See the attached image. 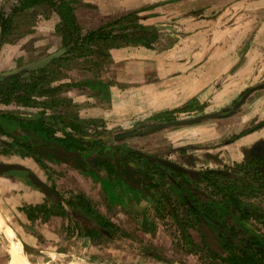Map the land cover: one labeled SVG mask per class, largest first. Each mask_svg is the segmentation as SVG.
Segmentation results:
<instances>
[{"label": "rangeland", "instance_id": "374dc122", "mask_svg": "<svg viewBox=\"0 0 264 264\" xmlns=\"http://www.w3.org/2000/svg\"><path fill=\"white\" fill-rule=\"evenodd\" d=\"M15 1L17 2V0H0V9L5 10V8L11 7ZM221 2L219 1L216 5L219 7ZM190 3L189 0L149 3L147 5L155 6L140 12V22L146 25L164 26L172 31L177 40L180 37L190 38L188 41L192 43V46L185 54L196 58L197 66L202 65L203 67L207 64L202 68L201 73L208 75L209 73L206 71H210L213 65L211 61H206V58L208 54L212 55L219 50V43H223L220 31L222 25L218 18L221 9L217 8V13L214 12L213 15H210L206 14L205 7L194 9L191 8ZM162 4L164 7H159ZM120 6L123 5L119 4L117 0H102V2L80 0L76 4V14L83 29L88 30L127 11L137 9L126 10ZM211 17L216 18L215 22H211ZM149 19H154V22L149 24L150 22L147 21ZM58 22L59 15L49 9H28L19 13L15 23L17 28L7 36L6 40H3V34L0 39V73L35 62L62 49L61 36L56 32ZM233 29L235 32L247 33L245 40L236 50V53L243 57L247 48L253 44L257 25L246 22L238 24ZM235 32H229V36H236ZM193 35L197 36L191 37ZM166 45L167 43H164V46ZM139 46L130 44L114 47L109 50L111 58L106 54H91L87 57L66 60L62 64H57L58 66H53L56 72L51 78L54 87L61 86L59 91H56L54 95L38 98L41 104L37 107L1 104L0 110L13 113L20 118L41 117L42 114H45L44 117L47 120L49 116L60 118L59 116L66 115L78 116L80 119L75 118L76 121L98 119V123L89 125L87 133L90 135L85 139L103 138L106 144L118 143L128 148L156 155L153 157L161 158L162 156L174 164L192 167H201L202 165L217 167L219 164L213 160L210 153H219L220 160L223 159L227 162H232L238 156L241 159L242 145H250L255 141L254 139L264 138V128H262L255 135L247 136L231 146H222L223 142L233 134L264 119V104H260L264 98V89L257 87L261 83L264 84V41L259 44V47H256V43L253 47L259 53L258 68L245 73L243 77L248 80L242 82L244 86L235 87L237 81L232 78L227 79L228 77L225 76L217 80L206 79V86L198 89L195 93L189 94V96L182 93L181 103L178 106L165 108L153 112L151 115L144 114L145 112H135V110L139 108L137 106L139 103L142 104V106L139 104L140 107L145 108L144 100L139 94V87L141 82L146 79L154 80L157 75L156 70L152 71L149 77L140 75L141 78H139L138 74L140 73L136 71V73L123 74V79H119L118 76L124 71L126 61L122 60V64L116 66L114 63L119 62L115 61L112 54V50L118 48L131 47L127 49L143 50ZM213 46L214 49L209 53L208 49ZM171 47L159 49V52L165 54L164 60L161 62L165 66H169L168 62L178 57V54H174L170 49ZM132 59L135 65H138L136 70L142 61L146 62L145 59L141 60V57L134 56ZM183 60L184 58H178L181 65L184 63ZM202 74L198 77H201ZM229 75L231 72L227 76ZM133 79L135 82L132 81ZM68 83H78L80 86L67 87ZM253 87L257 88L249 94L246 101L248 105L232 113L239 96ZM133 92H137L139 97L134 99ZM45 101H53V105L46 106ZM186 104H192V106L187 110L174 113V118L168 121L189 120L212 113H216L218 116L146 132L151 125L157 123L150 118L153 114L183 107ZM126 105L130 106L129 111L121 113L116 110ZM58 120H61V123L66 126L63 118ZM66 128L72 130L70 127L66 126ZM131 130H134L136 134L118 141L115 139L116 134ZM2 139L6 141L5 144L13 140L10 135H4ZM7 146L0 143V155L4 156L6 161H20L27 165L30 162L28 171H11L12 175H24L19 177L25 180V178L28 179L29 172H32L42 182H46L49 187H51L50 181H53L63 194L75 191L85 192L95 200L98 209L96 210L100 215L125 231V234H122L116 230L117 233L112 237L93 241L91 238L78 234L76 228L75 230H62L67 222L73 226L76 222L78 223L75 216H71L74 218L72 221L59 217L47 218L45 215L38 219L33 217L30 219L19 208L24 205L43 204L44 193L40 188H36V192L32 190L29 194L23 189L16 190L17 192L11 194L10 185L0 183L1 208H5V211L14 215V223L17 224L16 220L20 219V222L27 224L25 232L18 233L16 231V233L30 261L37 264H229L222 258L224 256L218 249L208 246L199 226L188 219L187 212L190 213L189 210L180 205V201L177 203L176 195L171 191L166 178V190L171 195L172 203H177L174 206L181 213L180 217L184 219L183 221H179L173 216V210H171L173 205L166 208L167 200L163 199L161 195L152 193L147 199L143 196L142 190L138 191L137 188H132L123 181L120 182L117 178L108 175L104 169L101 171L103 179L98 178L94 182H92V178L82 177L66 169L63 170L65 167L62 168L59 164L49 166L51 174L46 176L43 169L37 168L30 159L20 157L15 153L13 147ZM180 146L184 148L183 153L178 151ZM190 146L198 150H193V147ZM180 154H185V157ZM191 155L194 156V161L187 159ZM135 161L143 163L139 157ZM68 168L71 170L70 167ZM4 175L10 176L9 173ZM251 187L252 189L239 190L238 196L255 210L264 213V191L258 190L255 185H251ZM209 193L212 194L213 199H220L221 195L215 190L210 189ZM28 199L31 201L29 204ZM33 213H38V210H33ZM239 223L247 232H252L264 239V218L249 216ZM15 243L17 244V241ZM24 243L28 248H25ZM14 244L0 232V264H9L13 259Z\"/></svg>", "mask_w": 264, "mask_h": 264}, {"label": "trees", "instance_id": "16d2710c", "mask_svg": "<svg viewBox=\"0 0 264 264\" xmlns=\"http://www.w3.org/2000/svg\"><path fill=\"white\" fill-rule=\"evenodd\" d=\"M79 2L80 0H17V2L13 3L10 13H7L2 8L0 9V27L2 28L3 40H6L7 36L12 34L17 28L15 23L16 16L19 13L36 8L49 9L57 13L59 15V22L56 24V32L61 36L62 48L67 49L65 53L54 59L44 68L36 70L24 69L14 74L0 73V105L15 104L25 107H37L41 104L38 98L54 95L61 88V86L54 87L52 85L53 80L51 76L56 72L53 66H58L66 60L87 57L91 54H106L111 58L110 49L130 44L159 51V49L169 48L177 40L172 31L164 26L146 25L140 22V12L148 10L155 5H146L127 11L93 29L84 30L76 14V4ZM164 43H167V45L164 46ZM260 85L262 87H259ZM260 85L257 87L264 89V84L261 83ZM66 86L79 87L80 84L68 83ZM245 93L247 92L245 91L244 94L242 93L239 96L234 106L241 101ZM246 101L238 110L248 105ZM52 103L53 101H45L44 104L52 106ZM190 106L192 104L161 111L153 114L150 118L162 123L172 120L174 113L187 110ZM44 116L46 115L42 114L38 121L39 123H37V133L42 141L46 143V123H48V120ZM59 117L63 118L66 126L72 130H69L68 139L56 137L53 140L51 139L50 144L59 158L65 159L70 163L72 162L83 172H88V170L94 172L93 168L87 163V159L95 154L98 160H100L99 168H103L108 175L117 178L120 182L123 181L128 186L141 191L144 181L147 180V176L141 178L140 172L143 164L135 161L137 157L140 158V161L146 157L147 159L144 162H147L148 165L156 163L164 166L166 172L168 171L167 168L172 169L174 167L170 163L152 159L153 156H156L154 154L128 148L118 143L106 144L103 138L85 139L86 136L90 135V133H87L89 125L98 123V119H81L76 121L75 118L78 119V116L66 115ZM263 125L264 119L254 126L251 125L233 134L227 142H232ZM33 127L34 123L31 118H20L8 111L0 110V133L14 137L11 143H7L8 146L10 145V147L14 148L16 144L30 146L28 135L32 133ZM18 128L26 132L28 134L27 137L18 136ZM77 134L84 137L83 141L75 138ZM56 146L62 148V150L56 149ZM263 149L264 147L261 150ZM17 150L22 155L30 154V151H25L21 147ZM261 150L256 151L245 161H240V156H238L232 162H225L223 159L222 161H217L219 164L217 167L207 166L205 170H188V175L192 178L196 176L203 179V182L211 185L216 193H220V199H211L205 195L204 197L196 196L195 193H192L194 195L193 202L195 203L192 204L193 202L189 201L190 197L187 196L188 192H182L180 195V204L191 213L187 212L188 219L199 226L208 246L212 249H218L224 256L222 258L229 264H264V239L252 232H247L239 223L249 216L258 218H264V216L256 213L252 206L244 203L238 196L239 190L252 189L251 185H255L258 190L264 191V152H260ZM45 153V150H38L39 157H45ZM216 155H219V153ZM210 156H212L211 153ZM136 167H138L137 171L135 170ZM93 175H97L100 180L103 179L98 173H94ZM162 175L163 177L167 176L166 174ZM145 177L146 179H144ZM148 179L150 180V177ZM221 179H227V181L221 182ZM149 182L153 183V186H156L154 179ZM253 182H256V184ZM90 202L91 200L87 198L85 193L76 195L69 200L70 206L75 207L73 212L76 215L73 216L78 221L74 226L71 224L70 226L74 228L78 227V234L91 238L93 241L112 237L117 233L116 230L125 234L123 229L115 226L109 219L100 215ZM32 209L34 211L35 209L38 210V213H33ZM176 209V206L171 207L173 216L178 218L179 221H183L184 219L180 217L182 216L181 213ZM19 210L25 212L30 219L32 217L38 219L42 215H45L47 218L57 215L69 221L74 220L70 216L69 210L61 204H53L52 206H48V203L35 206L30 204L21 206ZM91 221L94 223L92 224ZM182 226L184 228V225ZM24 246L28 248L25 243Z\"/></svg>", "mask_w": 264, "mask_h": 264}, {"label": "crops", "instance_id": "0c3cea01", "mask_svg": "<svg viewBox=\"0 0 264 264\" xmlns=\"http://www.w3.org/2000/svg\"><path fill=\"white\" fill-rule=\"evenodd\" d=\"M99 1L102 2V0ZM165 1L167 0H117L119 4L123 5L120 7L125 8L126 10L132 8H138L140 6L147 5L149 3L151 4V3L165 2ZM182 1L185 2L188 0H182ZM190 1H191L190 3L191 8L201 9L202 6L205 7L206 10L205 9L204 10L206 14L213 15L214 12L215 14L217 13L216 11L217 8L221 9L218 18L222 25L220 31H221V39L223 43H219L220 45L219 50L215 51L212 55L208 54L206 58V61L208 60L211 61L213 67L211 68L210 71H206L209 73L208 75L202 74L201 73L202 68L206 67L207 64H205L203 67L202 65L197 66L198 65L197 59L185 54L189 50V47L192 46V43L188 41L190 40V38L183 39V37H180L172 45L170 49L173 50L174 54L177 53L178 57H175L174 60H170L168 62L169 66H165L163 65V63H161L164 60L165 54L159 52L158 50H154L155 51L154 52L152 51V49H148L142 46L139 47L143 48V50L127 49L131 47L113 49L112 54L115 58V61L119 62V63H114L116 66L121 65L122 60L126 61L125 69L123 68L124 71L120 73L118 76L119 79H123V74L127 75L128 73H136V71L140 73L138 74L139 78H141V76L143 75H145V77L146 75L147 77H149L152 71L156 70L157 75L154 80L146 79L144 80V82H141V85L139 87L140 90L139 94L142 96L144 100L145 108L143 109L142 107H140L139 104L141 103H139L137 105L139 108L135 110V112L136 111L141 113L145 112L144 114L151 115V113L163 110L165 108L169 109L176 107L181 103L182 93L187 96H189V94L195 93L198 89H201L206 86L205 84L206 79L212 80L213 78L217 80L225 76L228 77L227 79L232 78L234 81H237L235 87L240 88L241 86H244L242 82H246L248 80L243 77L245 73L252 72L256 68H258L259 53L255 49H253V47H255V43H256V47H259V44H261L264 41V0H189V2ZM219 1L222 2L218 7L216 4ZM159 7H164V4L160 5ZM215 20H216L215 17H211L212 23L215 22ZM147 21L150 22L149 24H152L154 22V19H149ZM246 22L248 24H256L257 29H255L253 44L247 48L246 52L244 53V56L242 57L238 53H236V50L239 49V45L242 43V41L245 40L247 33L235 32L233 28L237 27L238 24H244ZM229 32H235L236 36H229ZM213 33L215 32L213 31ZM194 36L197 35H193L191 37ZM210 45H207V47H210ZM213 49L214 46L213 48L208 49L209 53ZM134 56L141 57V60L145 59L146 61V62L142 61L141 65L138 67L137 70L136 67L138 65H135V62H133L132 59ZM178 58H184L183 60L184 63L182 65L180 62H178ZM230 72L231 75L227 76ZM201 74L202 76L198 77ZM132 81L135 82L134 79ZM133 93H134V99L136 97H139V94L137 92H133ZM260 104H264V98L262 99ZM116 110H118V112L125 113L130 110V106L126 105ZM4 135H8V134L0 133V139H1L0 143H3V145H8L5 144L6 141L2 139ZM10 137H12L14 140L13 136L10 135ZM8 147H10V145ZM16 147L18 146L15 145V148L13 147L15 149L14 150L15 153H17L20 157L22 156L25 159H30L29 157H25L26 155H22L17 150L18 148ZM0 163H17L23 165L28 169H29L28 166H30L29 165L30 162H28L27 165L26 163L25 164L20 163V161H6L4 159V156L1 155H0ZM12 171H22V170H12ZM8 173L10 174V176L4 175ZM19 176L23 177L24 175L18 174V176H15V174L12 175L11 171L0 173V183L10 185L9 188L12 190L11 194L17 192L16 190H21V189H23L25 192H28L29 194L32 190L36 192V188H40V187H36L29 177H28L29 180H27L26 178L25 180H23L22 177ZM43 183L45 185H48L46 182ZM50 188L52 189V187ZM40 190L44 193V197L47 196L49 198H54V196L56 195L55 194L56 191L54 189H52L54 194H49L42 188H40ZM29 202H31L30 199H28V204ZM1 207L2 206H0V212L3 214L5 218L9 219L8 223L10 224V226L13 229H15V231H18V233H21V231L25 232L24 229L25 227H27V224L25 222H20V219L16 220L17 224L14 223L13 221L14 215L9 213V211L8 212L5 211L4 210L5 208H1ZM53 216L56 215H52V217Z\"/></svg>", "mask_w": 264, "mask_h": 264}, {"label": "flooded vegetation", "instance_id": "af4514ba", "mask_svg": "<svg viewBox=\"0 0 264 264\" xmlns=\"http://www.w3.org/2000/svg\"><path fill=\"white\" fill-rule=\"evenodd\" d=\"M47 118H48V123H46V128H47L46 129L47 130V132H46V143H44L42 141V139L40 138V136L37 133V123H39L38 121L40 120V116H38V117L34 116L33 118H31L33 123H34V127H33L34 129H33L32 133H30L29 135L26 134V132L22 131L21 128L17 129L18 136H24V137H27V135L29 136L28 138H29L30 146L16 144V146H18L19 149L21 147V148L25 149V151H30V154L26 155L25 157H29L37 168L43 169L46 176H49L51 174V171H50L51 168L49 166H53L54 164H59L62 166V168L65 167L63 170L66 169L69 171H73L74 173H77L79 175H82V177L92 178V182H94L95 179H98V176L93 175V174L98 173V175L100 176L103 168L102 169L99 168V161L100 160H98V158L95 154L87 159V163L93 168L94 172H90V170H88V172H83L81 169H79L74 164H72V162L70 163L65 159L59 158V156L56 154V152H54L53 147L50 144V141H52L56 137L62 138V139H68L69 138V130L66 128L64 123H61V120L60 121L58 120L60 118H57L56 120L53 119L52 117H47ZM252 126H254V125H252ZM262 128H264V125L261 126L260 128H257L256 130L251 131L250 133H248V134H246L240 138L235 139L232 142H227L228 139H226V141L223 142L222 146L223 147H226L229 145L231 146V145L235 144L237 141H240L241 139H243L247 136L255 135ZM75 138L79 139V141H83L84 137L83 136L81 137L79 134H77V136H75ZM254 140L255 141H253L250 145L249 144L248 145H242L241 150L243 152V156L241 154L240 161L247 160L256 151L261 150L264 147V138H261L259 140L258 139H254ZM7 143H9V142H7ZM10 143H11V141H10ZM28 147H29V149H28ZM190 147H193V146H190ZM39 149L45 150V152H46L45 157H39V155H38ZM56 149L62 150V148H60L58 146H56ZM192 149L198 150L197 148H194V147ZM183 150H184V148H182V146L178 147V151H180L181 153L184 152ZM260 152H264V149L261 150ZM216 154L212 153L211 157H213V160L218 161V160H220V157ZM180 156L185 157V154H180ZM161 158H164V157L161 156ZM145 159H147V158L145 157L144 160ZM187 159H192V161H194L195 158H194V156L191 155ZM144 160H142L143 165L141 166L140 176H141V178H143L144 176H147V180L144 181V184L142 185V188H141L143 196L145 198L148 199V197H150V194L157 193V195H159V196L161 195V197L163 199L167 200V206L168 207H170L172 205L174 206V204H177L178 201H180V195L182 192H185V193L188 192L189 193L187 196L190 197V200H189L190 202H193V200H194V195H192V193H195L196 196L204 197V195H205V196H209L211 199L213 198L212 194L209 193L210 189L213 190L211 185L204 183L203 179L197 178L196 176L192 178L190 175H188L189 169L205 170L207 168V166L202 165L201 167H195V166L192 167V166H185L183 164H177L176 163V165H179L181 168H178L174 165L175 168L174 167L172 169L167 168V170L169 172L168 171L166 172V169L164 168V166L158 165L156 163L153 165L152 164L148 165V163L144 162ZM187 161H189V160H187ZM220 161H222V159ZM68 167H70L71 170ZM135 170L137 171L138 167H136ZM47 171H50V173H47ZM85 173H88V174L86 175ZM162 174H166L167 176L163 177ZM101 177H102V175H101ZM148 177H150V180L154 179L156 186H153L154 184L149 182L150 180L148 179ZM155 177H157V178H155ZM165 178L169 181V186L171 187V191L176 195L177 203H174V204L172 203L171 195H170V193H168V190H166V181L167 180ZM144 179H146V177ZM225 181H227V179H221V182H225ZM253 183L256 184V182H253ZM49 185L52 187V189H54L56 191V193H55L56 195L54 196V198H49V197L45 196L43 203H48V206H52L53 204H55V205L61 204L63 207H65L67 210H69L70 216L76 215L73 212V209H75V207L70 206L69 200L72 197H74L76 195L77 196L81 195L82 193H85V192L75 191L72 193L63 194L61 189H59V187L57 185L55 186L53 181H50ZM218 194H220V193H218ZM86 196H87V198H89L91 200L90 203H91L92 207L94 209H97V205H95V200L92 197H90L88 194H86ZM179 204H180V202H179ZM192 204H195V203L193 202ZM53 217H60L61 219L63 218V217L57 216V215L53 216ZM67 221H69V220H67ZM91 223L93 224L94 222L91 221ZM77 228L78 227H76V230H77ZM69 229H75V228L70 226V223L67 222V223H65L64 227H62V230H69Z\"/></svg>", "mask_w": 264, "mask_h": 264}, {"label": "water", "instance_id": "95a60500", "mask_svg": "<svg viewBox=\"0 0 264 264\" xmlns=\"http://www.w3.org/2000/svg\"><path fill=\"white\" fill-rule=\"evenodd\" d=\"M13 6V4H12ZM12 6L11 7H8V8H5V11L7 13H10L12 11ZM1 36H2V28L0 27V39H1ZM67 51L66 48H62L60 49L59 51H56L40 60H37L35 62H32V63H29L27 65H24L22 67H19V68H16V69H13V70H9V71H5V72H2L3 74H14V73H18L24 69H30V70H36V69H41V68H44L46 67L51 61H53L56 57H59L60 55H62L63 53H65ZM259 87H262V85H260ZM258 87V88H259ZM257 87H253V89H250L249 91H247V93L243 96V98L241 99L240 102H238V104L236 106L233 107V111L232 113L236 112L240 107L241 105L246 101V99L248 98L249 94L251 92H253ZM215 116H218V114L216 113H212V114H205V115H202V116H198L196 118H193V119H189V120H173V121H168V122H157L153 125H151V127H149L146 132H152V131H155V130H159V129H162L164 127H169V126H172V125H180V124H190V123H194V122H198V121H201L202 119H205L207 117H215ZM135 131L134 130H131V131H125V132H122V133H118L115 135V139L118 141L119 139L121 138H124V137H127V136H132V135H135ZM152 159H158L160 161H163V162H166V163H170L172 164L173 166L175 165L176 167L178 168H181L179 165H176L172 162H170L169 160H166L164 158H160V157H152ZM12 170H24V171H28V168L24 167L23 165H20V164H17V163H0V173H5V172H8V171H12ZM29 178L31 179V181L37 186V187H40L42 189H44L47 193L49 194H54L53 190L48 186V185H45L34 173L32 172H29L28 174ZM256 213H258L259 215H264V213L262 212H259L257 210H255Z\"/></svg>", "mask_w": 264, "mask_h": 264}, {"label": "bare ground", "instance_id": "6f19581e", "mask_svg": "<svg viewBox=\"0 0 264 264\" xmlns=\"http://www.w3.org/2000/svg\"><path fill=\"white\" fill-rule=\"evenodd\" d=\"M0 232H2L5 237L14 244L17 241V244H14L13 248V259L9 264H37L30 261L27 255L24 252L23 245L20 240L17 238V233L13 229L3 214L0 212ZM52 252V251H51ZM50 254V253H49ZM53 256V255H52ZM47 264V263H43Z\"/></svg>", "mask_w": 264, "mask_h": 264}]
</instances>
